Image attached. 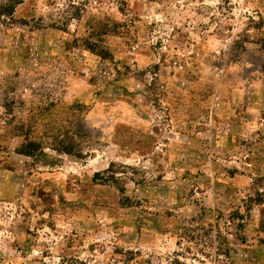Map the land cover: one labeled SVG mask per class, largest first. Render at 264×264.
I'll return each mask as SVG.
<instances>
[{
	"label": "rangeland",
	"instance_id": "374dc122",
	"mask_svg": "<svg viewBox=\"0 0 264 264\" xmlns=\"http://www.w3.org/2000/svg\"><path fill=\"white\" fill-rule=\"evenodd\" d=\"M11 1L0 264H264V0Z\"/></svg>",
	"mask_w": 264,
	"mask_h": 264
},
{
	"label": "trees",
	"instance_id": "16d2710c",
	"mask_svg": "<svg viewBox=\"0 0 264 264\" xmlns=\"http://www.w3.org/2000/svg\"><path fill=\"white\" fill-rule=\"evenodd\" d=\"M119 2L123 6H125V5L127 6V1L126 0H119ZM70 4L74 8H76L75 7V0L72 1ZM16 5H17V3H14L11 0L1 1L0 2V18L3 16V17H6L9 20H13L14 19V12H15V9H16ZM77 9H78V11L76 10L77 12L75 13V17L74 18L79 19L80 18L79 8H77ZM43 148H44V146L40 142L32 140L30 137H26L25 141L21 144V146L19 148V152L21 154H24V155L33 157L34 159H37L38 156L45 154L44 151H43L44 150ZM67 152H69V151H67ZM100 176H101V173H96L94 175L95 180L100 178ZM106 178H108V177H106ZM111 178H114V176L112 175Z\"/></svg>",
	"mask_w": 264,
	"mask_h": 264
}]
</instances>
